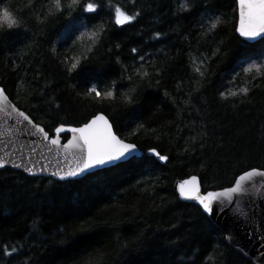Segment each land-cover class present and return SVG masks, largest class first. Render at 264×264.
Wrapping results in <instances>:
<instances>
[{"label": "trees", "instance_id": "16d2710c", "mask_svg": "<svg viewBox=\"0 0 264 264\" xmlns=\"http://www.w3.org/2000/svg\"><path fill=\"white\" fill-rule=\"evenodd\" d=\"M117 8L135 18L117 25ZM0 9L17 22L0 25V87L18 108L50 135L103 113L122 139L167 158L66 181L0 170V264H253L174 189L192 175L207 191L264 170V69L245 71L263 58L264 38L238 35L236 1L0 0ZM75 23L83 30H69Z\"/></svg>", "mask_w": 264, "mask_h": 264}, {"label": "water", "instance_id": "95a60500", "mask_svg": "<svg viewBox=\"0 0 264 264\" xmlns=\"http://www.w3.org/2000/svg\"><path fill=\"white\" fill-rule=\"evenodd\" d=\"M237 3V25L238 35L247 42L253 43L261 37L255 39H246L238 31L240 27V4ZM4 96L7 101L0 100V163L4 168H12L32 177H48L58 181L75 180L86 176L89 173L109 168L118 163L125 162L133 157L154 156L160 162L167 160L159 159L156 150H141L136 144L122 139L114 130L109 118L98 113L86 123L79 126L60 125L54 135H50L43 126L37 124L22 109L18 108L8 97L4 89ZM15 109V110H14ZM23 113V115H20ZM103 115L111 126V132L116 138L124 144L134 146L133 154L128 159L113 161L106 165H98L79 176H66L69 171L83 167V162L87 156V149L81 133L71 131V129H80L89 124L96 116ZM27 117L28 119H25ZM58 128L64 131L57 132ZM97 130H103V124L98 123ZM43 129V131H40ZM67 132L68 138L64 140L61 134ZM56 140V143H52ZM159 154V153H158ZM160 155V154H159ZM30 170V171H29ZM264 171L261 169H251ZM248 170L240 174L234 183L225 188L212 189L204 191L198 176L192 175L186 178L176 180L174 189L179 199L199 206L211 221L219 227L226 238V241L237 251L242 253L253 264H264V177L259 175L251 179L241 181V190L237 193H231L230 198L220 196L212 201V212H206L203 205L194 197L207 196L210 193H221L234 187L236 181ZM64 177V179H61ZM195 180L194 184L185 186L186 194L193 198H186L180 195L179 186L185 181Z\"/></svg>", "mask_w": 264, "mask_h": 264}, {"label": "snow or ice", "instance_id": "6c2138e0", "mask_svg": "<svg viewBox=\"0 0 264 264\" xmlns=\"http://www.w3.org/2000/svg\"><path fill=\"white\" fill-rule=\"evenodd\" d=\"M57 7L59 6V0H56ZM240 4V27L238 29L240 35L246 39H255L258 37L264 38V0H239ZM87 11H94L95 8L93 4H88ZM135 17L128 15L121 9H116V19L115 23L117 25H123L125 23L131 22ZM16 20L12 17L10 12L6 9H0V25H7L8 28H12L16 25ZM213 28L216 24L212 25ZM77 63H73L72 68L77 67ZM249 67V71L251 68ZM95 93L96 97H100L101 93L97 91L95 85L89 89V94ZM235 93H233L234 95ZM113 93L108 91L105 93V97H111ZM0 100L3 102L7 101V97L4 96L3 90H0ZM15 110V109H14ZM23 115V113H20ZM25 119H28L25 117ZM98 123L103 124V130H97L96 126ZM43 131V129H40ZM58 133L64 131L62 128L56 130ZM71 131H79L81 133V139H83L84 144L87 149V156L83 162V167H78L76 170L69 171L66 176H79L91 169H94L98 165H106L113 161H119L121 159H128L134 150V146L130 144H124L122 141L118 140L115 135L111 132V126L103 115H98L89 124L80 129H71ZM52 143H56V140H52ZM159 156V159L164 160L166 157L154 153ZM0 167L3 164L0 163ZM30 171V170H29ZM259 175L264 177V171L251 170L243 174L237 181L236 185L225 192L221 193H210L207 196H197L194 197L198 199L203 205L206 212H212V201L216 200L220 196L230 198L231 193H237L241 190V181L251 179L253 176ZM64 179V177H61ZM195 180L185 181L179 186L180 195L186 198H193L186 194L185 186L187 184H194Z\"/></svg>", "mask_w": 264, "mask_h": 264}, {"label": "rangeland", "instance_id": "374dc122", "mask_svg": "<svg viewBox=\"0 0 264 264\" xmlns=\"http://www.w3.org/2000/svg\"><path fill=\"white\" fill-rule=\"evenodd\" d=\"M78 26V27H81L80 29L81 30H83V27L82 26H80L79 24H72V26L71 27H69V30L71 29V28H74V26ZM76 30V29H75ZM250 66H253L252 68H251V71H254V72H259V71H261L262 69H264V56H263V58H260L259 60H257V61H253V62H251V63H247V65L245 66V71H249L248 69H249V67Z\"/></svg>", "mask_w": 264, "mask_h": 264}]
</instances>
